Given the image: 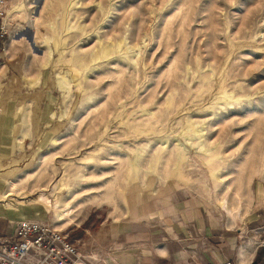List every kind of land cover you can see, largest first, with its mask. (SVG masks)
Here are the masks:
<instances>
[{"label": "rangeland", "instance_id": "rangeland-1", "mask_svg": "<svg viewBox=\"0 0 264 264\" xmlns=\"http://www.w3.org/2000/svg\"><path fill=\"white\" fill-rule=\"evenodd\" d=\"M8 9L0 236L36 219L66 233L85 264H108L186 204L212 213L257 261L264 0H10ZM55 204L68 217L58 220Z\"/></svg>", "mask_w": 264, "mask_h": 264}, {"label": "crops", "instance_id": "crops-1", "mask_svg": "<svg viewBox=\"0 0 264 264\" xmlns=\"http://www.w3.org/2000/svg\"><path fill=\"white\" fill-rule=\"evenodd\" d=\"M1 205L2 201L1 215L9 212ZM184 207L189 208L186 204L173 208L177 213H171L169 219H160L157 235H152L155 231L149 233L152 236L142 235L141 243L116 251L108 264H251L254 261L253 250L248 252V245L238 244L230 229L220 224L212 213L200 208L183 210Z\"/></svg>", "mask_w": 264, "mask_h": 264}, {"label": "built area", "instance_id": "built-area-1", "mask_svg": "<svg viewBox=\"0 0 264 264\" xmlns=\"http://www.w3.org/2000/svg\"><path fill=\"white\" fill-rule=\"evenodd\" d=\"M9 4L10 0H0V51L7 32ZM255 248L259 250L256 264H264V235ZM0 264L85 263L73 241L62 230L36 219H19L13 223L9 236H0Z\"/></svg>", "mask_w": 264, "mask_h": 264}, {"label": "bare ground", "instance_id": "bare-ground-1", "mask_svg": "<svg viewBox=\"0 0 264 264\" xmlns=\"http://www.w3.org/2000/svg\"><path fill=\"white\" fill-rule=\"evenodd\" d=\"M7 13H9V9H8V12H7ZM5 50H6V49H5ZM12 185H13V184H12ZM12 185H11V186H12ZM9 195H10V193H6V194L3 195V197L5 198V197H7V196H9ZM42 200H43V204H44L45 206H47V207L50 206V205H49V200H48V197H47V196H43V197H42ZM53 210H54V213H55V217H56L58 220H62L63 218L68 217V213L65 212L64 210L60 209L59 205H57V204L54 205Z\"/></svg>", "mask_w": 264, "mask_h": 264}, {"label": "water", "instance_id": "water-1", "mask_svg": "<svg viewBox=\"0 0 264 264\" xmlns=\"http://www.w3.org/2000/svg\"><path fill=\"white\" fill-rule=\"evenodd\" d=\"M251 264H256V261L254 260Z\"/></svg>", "mask_w": 264, "mask_h": 264}]
</instances>
